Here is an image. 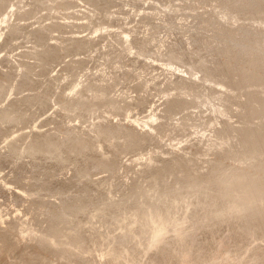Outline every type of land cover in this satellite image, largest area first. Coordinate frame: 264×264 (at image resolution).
<instances>
[{"label":"rangeland","instance_id":"374dc122","mask_svg":"<svg viewBox=\"0 0 264 264\" xmlns=\"http://www.w3.org/2000/svg\"><path fill=\"white\" fill-rule=\"evenodd\" d=\"M263 149L264 0H0V264H17L20 252L37 264H69L40 237L65 233L70 211L95 202L106 204L97 216L107 221L93 226L109 235L133 211L169 212L164 221L136 218L119 236L130 254L163 225L149 260L183 264L172 251L195 234L190 252L213 257L217 232L206 230L218 216L201 208L230 182L236 196L252 185L232 174L260 165L264 172ZM195 190L204 198L177 206ZM253 210L264 227V205L240 204L223 217ZM242 231L264 253V231ZM82 236L69 246L85 253ZM195 260L189 264L203 263Z\"/></svg>","mask_w":264,"mask_h":264},{"label":"bare ground","instance_id":"6f19581e","mask_svg":"<svg viewBox=\"0 0 264 264\" xmlns=\"http://www.w3.org/2000/svg\"><path fill=\"white\" fill-rule=\"evenodd\" d=\"M251 136L258 138L259 134L253 133L251 131V134L249 135L250 139H251ZM247 145H249V143ZM240 149H242V148H240ZM237 150H239V149H237ZM249 150H250V148H249ZM236 152H240V151H236ZM248 157L249 156L245 157V161L247 160ZM237 161L239 163L243 162L242 160H240V158L237 159ZM226 167L227 166H225V165H221L219 168L225 169ZM261 167H263V165H260L259 168H261ZM259 168L254 171L255 173H252V174H250L248 172H244L242 174H240V173L232 174V177L233 178L236 177L235 178L236 180H249V182L252 183V185L247 184L246 187H248V188H242L243 191H242L240 196H236L239 193H235L234 190L233 191L228 190L229 188H232L231 186L234 184V183L230 182L227 184L225 189H222L221 191H219V192H221L219 195L214 196V198L212 200L207 202V203H215L213 206L201 208L205 212L215 213L218 216V221H217V225H216L217 227L213 228V229H207L206 230L207 233H212V234L214 233V231L217 232V235L213 236L214 243L212 244V246H214V247L210 248L211 252L215 255L213 257H210V252L208 250H205L201 253L196 252V250H192L190 252V247L197 246L199 244L200 238H199V236H197L195 234L194 236H191V237L188 236L187 239L184 240V242L182 243V245L180 246V248L178 250L179 254L176 253V251H172L173 255L176 254L179 256L178 261L182 262L183 264H189L190 261L192 260V258L194 260H195V258H197L200 261L202 260V262H203L202 264H236V263L240 264V262H237V261L242 260L243 258L246 257V253H244L242 249H245V252H251L253 254V256H252L251 261H248L247 263H245V261L242 260L241 264H250L252 262H254L256 264H260L264 261V253H263V251H260L261 248L263 247V244L255 246L251 243H247L246 240L248 238L246 237V235L242 231L243 228H245L249 231H254V232H263L264 231V227L260 224L257 225L253 220V216H251V213L252 214L257 213L258 210H253L251 212L243 214L240 217H236L234 219H224V217H223V213L226 211L227 208L235 209V208H238L240 206V204H242L243 207H245V208H250L255 204L264 205V198H262L261 196L258 195V192L262 190V188L260 187L259 184L261 183L262 187H264L263 186L264 185V172H262V170H260ZM259 175H262V178L260 180H256V178ZM152 177H155V175L154 176L152 175L151 178ZM188 181L192 187L194 185V178L191 177L188 179ZM152 183L153 182H151L150 185ZM243 184L244 183H241V185H243ZM197 188H194V189H197ZM200 193H201L200 190H195V191H192L190 193L189 192L182 193L181 196H179L177 198L178 199L177 206H180V204H182V203H183L182 205H184V203H186L187 206L189 207L193 203L194 200H199L201 198L202 199L204 198L203 195ZM149 195H152V194H147V196H149ZM122 198H124V197H122ZM126 199L127 198L120 199V200H117L116 202H112L111 201L112 199L107 200V201L110 202L109 205L111 207V205H114L116 203H123L124 204L126 202ZM237 199H239V200H237ZM104 206H106V204H104V203L97 204L95 202V203H92L91 206H89V207L83 208L81 206L80 208H76L74 210H71L70 215H69L70 217L66 218L64 220V222L69 227L65 231V233L64 232L62 233V231L60 229H56L51 234H49V233H45L43 235L41 234L42 237H40V240H42V242L43 241L46 242L47 245L50 244L51 245L50 249L52 247L53 250H58V252H59L58 254L54 253V252L53 253L57 256H60L61 258H64L67 261V263H69V264H71V263L78 264L77 262H80V258H78V257H80V256L81 257H89V258L90 257H99L102 260L103 264H156V262L149 260L150 257H152L151 255H149V252L152 250V248L158 246L161 243L160 238H156V236L158 234H162V235L164 234L165 227L163 225H157L154 229H152L150 231V233L146 237H143L142 242H144L145 246L136 252H132V254H130L127 251L126 247H127L128 243L126 244L125 242H123L119 238V236L121 234H123L124 232H130L131 228L137 227L138 220L136 221V218L137 219L139 218L141 221H145L146 219L154 220L156 222L164 221V220H166V216L164 214H168L169 212L160 213V214L158 212L157 214L153 213L152 215H149L147 217H141L137 211H133L130 214L129 222H127L126 220L120 219L118 221V223L114 224V225L119 226L122 229V232H120L117 235H111V234L109 235V234L104 233L100 230H97L93 226L94 224L92 223L95 218L99 219V220L107 221V219H102L101 217L97 216V214H104V211H105V209L103 208ZM206 217H207V219L205 221H203V223H202V226H204V227L207 226V222L212 218V217H208V216H206ZM193 219H194V217H193ZM57 221H58V219H57ZM184 221H188V218H185ZM79 222H82V224L80 223L81 225H79ZM57 228H58V226H57ZM104 228H105V226H104ZM224 228L225 229L228 228V232H229L228 235L225 234V236H224L221 234V232L223 231ZM192 230L195 231V230H197V228L192 227ZM82 232H83V236L80 237L81 239L80 240L78 239L79 241H77V242L84 241V242L80 243L81 245H83L86 242H87V245L89 243L90 249H88V251L86 250L85 253L82 252L84 250L83 248L80 251L78 250L80 247L78 245L69 246V243L73 239L76 238V235H78L79 233H82ZM25 233H29V231L27 232V230H25ZM38 233H40V232H38ZM41 233H42V231H41ZM56 239H59V240H56ZM154 240H155V242L152 243ZM226 240H229L232 243H234L236 245V246H234L235 248L234 249H228V246L225 243ZM19 246H20V243L16 244L15 242H12L9 245V247L14 248V251H19V250H17ZM42 250L43 249H41V251ZM38 251H40V249ZM46 252H47V250H46ZM20 253H18L16 260H14V262L16 261L15 263H17V264H37L38 263L36 261L37 259L33 260L34 258L31 260L28 259V261H27V257L25 256L26 254L23 252L21 254ZM222 253H224V258L220 259L218 254H222ZM146 256H149L148 257L149 261H145L146 259L144 260V257H146ZM24 261H27V262H24ZM46 261H47V259L45 257L44 262H46ZM87 261H88V259H87ZM91 263H92V260H91ZM166 263L178 264V262L174 261L173 258H171V260L166 262ZM95 264H97V263H95Z\"/></svg>","mask_w":264,"mask_h":264}]
</instances>
